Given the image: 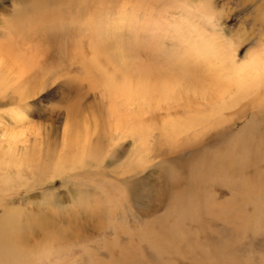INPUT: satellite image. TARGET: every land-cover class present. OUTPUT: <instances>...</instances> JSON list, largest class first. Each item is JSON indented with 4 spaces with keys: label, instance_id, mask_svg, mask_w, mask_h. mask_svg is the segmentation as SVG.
Instances as JSON below:
<instances>
[{
    "label": "rangeland",
    "instance_id": "rangeland-1",
    "mask_svg": "<svg viewBox=\"0 0 264 264\" xmlns=\"http://www.w3.org/2000/svg\"><path fill=\"white\" fill-rule=\"evenodd\" d=\"M30 2L0 0V59L12 58L13 62L19 56L22 63L26 62L21 63L26 68L18 71L19 66L11 69L7 60L3 61L9 65L1 68L4 66L1 60L0 70L9 75L10 85L18 84L14 82L17 75L21 80L19 85L25 83L24 88L27 86L30 94L22 100L8 92L0 99V144L11 142L18 145L19 151L27 148L44 159L48 150L55 152L54 155L61 153L68 141L74 144L70 149L73 152L77 145L74 142H78L97 150L102 147L103 162L89 158L88 165L97 162L100 165L73 169L63 179L50 184L39 183L27 189L24 185L0 192V216L4 207L17 208L25 216L21 225L34 218L51 225V231L63 229L67 237L77 243L84 242L79 248H70L65 256L73 264H127L121 249L126 244L138 246L132 254L145 259L146 264H156L153 249L142 235L157 231V221L169 208L173 194L187 187L192 165L213 152L228 165L224 180L216 181L218 175L211 177L212 183L195 179L196 191L202 198L209 195L210 210L184 220V239L157 261L217 264L214 259L208 262L204 257L220 244L218 252L225 258L224 264H264V104L259 108L264 102L260 100L264 88L224 110L225 123L206 133L189 131L171 139L159 137L157 131L147 135L144 140L148 146L134 160L133 138L110 125L109 106L115 100L118 106L123 99L110 98L107 88L108 82L115 79V56L116 60L124 59L132 66L119 75L131 78L133 85L135 79H143V64L147 61L152 64L154 58L160 57L161 69L183 67L194 81L210 89H223L215 76L225 74L218 57L220 50L228 45L236 47L239 62L253 49H264V0H46L41 8L28 5ZM203 2L213 12L214 23L202 13ZM130 16V21L125 22ZM25 23L28 28L22 25ZM151 25L159 28L152 36ZM177 27L186 31L189 45L186 50L194 48L199 41L206 47L204 53L199 55L195 48L191 51L193 55L185 54L175 36ZM6 38H11L8 47ZM10 48L17 52L16 56ZM137 108L135 102L128 105V111L136 112ZM158 110L161 111L156 109L152 114L149 108L145 114L148 122L159 125L165 114ZM19 112L22 115L14 118ZM249 121L258 128L251 136L247 135L250 153L240 154L234 147L224 151L225 144L229 146L235 141L231 136ZM256 151L259 157L253 159L251 155ZM238 159L247 162L243 172L234 169ZM24 172L23 181L28 184L41 175V178L46 176V171L36 168L33 173L29 169ZM245 178L250 183L246 186L249 190L261 179L257 200H246L241 188V182L248 184L243 181ZM219 214L223 215L222 219ZM243 217L248 219L244 221ZM210 243L215 246L209 247ZM43 258L44 254L33 255L27 261L42 264ZM12 262L27 264L19 259L18 251L5 264Z\"/></svg>",
    "mask_w": 264,
    "mask_h": 264
},
{
    "label": "bare ground",
    "instance_id": "bare-ground-1",
    "mask_svg": "<svg viewBox=\"0 0 264 264\" xmlns=\"http://www.w3.org/2000/svg\"><path fill=\"white\" fill-rule=\"evenodd\" d=\"M45 1L46 0H31L28 5H32L35 8H41L43 7ZM51 11L53 10L51 9ZM201 11L211 23H214L212 14L213 12L207 8L206 3L204 2L202 4ZM131 18L132 17L130 16L124 20L125 22L130 21ZM124 20L121 21L124 22ZM145 23L150 24L149 22ZM22 25H27L28 28V24L25 23ZM22 25L20 26L23 28ZM9 29L11 30L12 28H8V30ZM181 29L182 28L177 27L175 36L179 38V42L183 45L182 48L185 51L184 53L193 55L191 51L195 48H198L199 51L196 50V52L199 55L204 53L206 47L204 46L203 48L201 42L199 41L194 44V48L192 47L191 49L189 48L186 50V48L189 46L187 43L188 38L185 35L186 31ZM11 31H13V29ZM9 32L8 34L6 33V35H9ZM27 32L29 35H32V33L30 34L29 31ZM158 32L159 28L151 25L149 35L152 36ZM34 34L37 33L34 31ZM23 35H26V33ZM10 36L13 37V35ZM14 38L16 39L17 37ZM31 38L32 37H30V39ZM9 39L11 41V38ZM9 39L7 41L5 40L6 47L11 44L10 42L8 43ZM12 51L9 50L8 53H12ZM13 53L15 52L13 51ZM16 53L14 54L15 56ZM18 53L20 54V52ZM24 54L22 53V55ZM204 56L205 58H208V55L205 54ZM18 57L19 56H17L13 62H11L12 58L3 59L5 61L7 60V63L10 65L0 59L4 65L1 66V64V68L6 67V65H9L11 69H14L13 66L17 65L19 66L18 71L26 68L25 65H21L23 59L20 60ZM218 57L221 58L222 65L225 67V74L223 76L222 73H216V83L220 84L222 82L220 86H223V89H210L203 83L194 81V79L186 72L183 67H179V69H176V67H169L170 70L161 69L162 63L158 62V58L160 57L154 58L152 64L148 63V61L146 64H143V79H135V85H133L131 78L126 79L124 76L119 75L122 71L131 70L132 66L128 65L124 59L116 60L115 56L113 57L114 62H112L116 68L113 74L115 79L110 81L107 80L109 81L107 87L108 94L112 99L121 97L123 101L121 103L119 102V104L117 103V106L115 105L116 103L114 104L116 100L112 102V99H110L112 102V104L111 102L109 103L111 104L109 106L110 113L108 112L111 117L110 120L112 121L110 125H112L119 133H123L124 136H131L133 141H135V146L131 151L133 154V156L131 155L133 157L132 160L140 157L143 149L145 151V146L148 145H145L144 138L147 135L151 136L155 131H157L159 137L161 136L171 139L175 136L181 137L182 134L189 131L194 133H202L210 128L222 126V124L225 123L223 117L224 110L232 108L243 99H247L252 95L258 94L261 89L264 88V49H262V47L253 49L252 51L246 53L245 57L239 62H237V48H233L229 45L224 50L219 51ZM176 61L180 60L176 59ZM23 63L26 64V62ZM16 74H18V72H16ZM18 79L19 78H17L16 75L14 82L18 84L10 85L9 75L6 74L4 69L0 70V99L5 97L3 95H7L8 92H10L11 95L18 97V99L25 100L29 98V89L27 86L24 88L25 83L23 85H19L21 84V80ZM226 95H228V97ZM253 99L254 96L252 100ZM260 100H264V94H261ZM131 102L136 103L138 107L136 112L128 111V105ZM259 103H257V105ZM151 104H153L152 107H150ZM262 104H264V102L259 104V108L262 106ZM153 107H155V109H153ZM149 108H151L152 114L156 112V109H160L161 111L158 110V112H163V114H165L160 119V123H158L159 125H156V122L154 124L153 122H148L149 118L147 119L145 117V114L149 113ZM20 115H22L20 112L16 113L14 114V118L20 117ZM151 116L152 115H150V118ZM248 123L249 124L247 125L245 124L240 132L231 136L232 139H235V141L229 145L231 146L230 148L227 146V144H225L226 148L224 151L228 152L234 148H238L240 154L250 153L251 144L247 135L251 136L252 132L255 131L254 129L258 128H254V124L252 125L250 121ZM257 131L258 130H256V132ZM194 136L198 135H193V137ZM117 137L118 139L120 138V136ZM74 143L77 145L73 152L70 149H73L74 144L72 141H68L63 144L61 153L54 155L55 152L48 150L49 152L46 151L44 153V159H41L42 155L39 156L37 155V152H33L31 150L29 151L27 148L22 147L19 151L16 148L18 145H12L11 142H6L4 146L0 144V192L4 193L10 190L18 189L24 185H26L25 187L27 189L28 187L36 186L39 183L41 185L46 183L50 184L52 181L57 179H63L66 175H68L67 173L73 169L84 166L91 167L93 165L97 167L100 165L98 162L88 165L87 161L89 158L94 161L103 162V156L101 154L102 147L100 150H97L94 146L89 144L86 147L84 146L85 144L82 145L78 142ZM110 146H112V143H110ZM258 152H254L253 155L250 154L253 159L259 157ZM137 161H139V159H137ZM246 164L247 162L238 159L235 162L234 169H236L238 172H243ZM35 168L41 171H46L44 173L46 176L43 178H41L43 175L37 177L35 182L31 184L23 181V177H25L26 173L24 171L29 169L31 173H33L32 170H35ZM225 168H228V165L225 164L222 159L213 152H210L208 155L206 154L203 158H201L199 163L192 165L188 174L187 187L180 191L177 190L173 194L169 208L167 209L166 213L162 215V217H160L157 221L159 224L157 231H154L155 233L151 235H142V238L148 241L150 248L153 249L154 253L152 254L153 256H151L156 260V264H160L159 261H157V258L160 257L161 254L163 255V253L173 249L180 240L184 239L183 237L185 233L182 230L183 221L186 219H191L193 216L195 218L200 211L210 210L209 201L207 200L209 195L202 198L201 194L196 191L195 179H198V181L204 180L212 183L214 180L211 177L218 175L216 181L222 182L224 180L223 178L225 175ZM175 178L177 179V176ZM243 181L248 183L246 185L245 183L241 182L243 185L241 188H243L245 191L246 200H257L259 198V194L261 193L259 188V182L261 179L258 178V185L255 184L250 190L248 187L246 188V186L250 184L248 179L245 178ZM4 209L3 215L0 216V264H5L6 261L11 260L14 256V252L17 251L19 252V259H23V261H26L27 264H31L29 261H27V257L32 258L33 255L37 257L40 254H44V260H41L42 264H73V262H67L65 256L69 254L70 248H79L84 242L77 243L73 239L67 237L63 229H60V231H51V225L44 223L45 221H36L34 218L26 220L24 223L25 226L21 225V220L25 217L22 210L17 208L9 209L8 206L4 207ZM232 214L240 215L237 212ZM219 215L222 219L223 215ZM240 217L242 218V216ZM247 219L244 218V221ZM16 229L18 232H16ZM187 244L193 246L192 244ZM214 246L215 244L210 243L209 247ZM219 247H221L220 244H218L217 248L212 251V254H206L204 259L208 262L210 259H214V262L217 264L226 263L225 258L218 252ZM137 248L138 246L133 244H126L121 247L123 257L125 258V262L127 264H146V261L144 262L145 259L139 257L138 255L132 254V252ZM17 263L12 262V264Z\"/></svg>",
    "mask_w": 264,
    "mask_h": 264
}]
</instances>
